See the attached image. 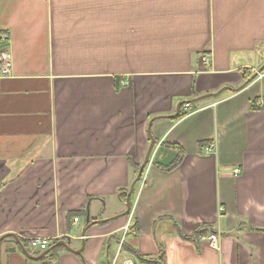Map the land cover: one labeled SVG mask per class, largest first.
I'll return each mask as SVG.
<instances>
[{
  "label": "crops",
  "instance_id": "0c3cea01",
  "mask_svg": "<svg viewBox=\"0 0 264 264\" xmlns=\"http://www.w3.org/2000/svg\"><path fill=\"white\" fill-rule=\"evenodd\" d=\"M0 31V236L84 241L45 264H264V0H0ZM202 223L216 246L176 229Z\"/></svg>",
  "mask_w": 264,
  "mask_h": 264
},
{
  "label": "water",
  "instance_id": "95a60500",
  "mask_svg": "<svg viewBox=\"0 0 264 264\" xmlns=\"http://www.w3.org/2000/svg\"><path fill=\"white\" fill-rule=\"evenodd\" d=\"M264 68V64L255 72V74L251 77L253 78L254 76H256V73L260 72L262 69ZM225 88H228V87H222L221 89H219L218 91L214 92V93H206V94H203V95H199V96H196L194 97L193 99H190L188 101H185V102H195L197 100H200L204 97H208V96H217L223 89ZM183 103V101H181L180 103L177 104L176 106V110L175 112L172 114V115H169V116H176L178 113H179V108H180V105ZM154 120V118H151L150 121H149V124H148V135L150 137V142H149V145H148V148H147V151H146V154L144 156V159L143 161L140 163L139 165V168L137 170V173H136V176L134 177V179L132 180L130 186H129V189L127 191V194H126V197H125V206H126V209L124 211V213H127L129 210H130V195L131 193L133 192V188H134V185L135 183L141 178L142 176V172L144 170V167L146 166V164L148 163V160H149V155H150V152L152 150V147L154 145V138L152 137L151 135V132H150V126H151V122ZM122 213V214H124ZM87 219H88V215H87ZM108 219H100V220H96V221H92V222H89L82 230V235H84L85 233V230L87 228V226L89 224H92V223H96V222H105L107 221ZM8 237H12L14 239V241L17 243V245L20 247V249L22 250V253L30 260H34V261H37V260H40L41 258H43L49 251L51 248L55 247V246H63L65 249L67 250H70L76 254H80L81 253V250L84 246V241L82 240V244H81V247L79 249H72L67 241L63 240V239H59L58 241H56V243L40 252L39 254L35 255V254H31L27 248L22 244L21 240L14 234V233H4L0 236V242L5 239V238H8Z\"/></svg>",
  "mask_w": 264,
  "mask_h": 264
},
{
  "label": "trees",
  "instance_id": "16d2710c",
  "mask_svg": "<svg viewBox=\"0 0 264 264\" xmlns=\"http://www.w3.org/2000/svg\"><path fill=\"white\" fill-rule=\"evenodd\" d=\"M0 32H3V31H0ZM4 32H5V31H4ZM0 69H1V64H0ZM253 104H254V101H253ZM253 104H252V105H253ZM255 107L259 108L260 106L255 102ZM186 114H187L186 111H185V112H179L175 117H179V118H180V117L185 116ZM202 146H203V145H201L200 148H202ZM175 147L178 148L177 146H175ZM181 152H182V151H181V149H180V150H179V156L176 157V158H175V159H174L169 165H166V166L161 167V168H163V169H167V170H170V169L174 168L175 166H177V165L180 163L181 159H182V153H181ZM138 168H139V165H135V166H134V170H135V171H137ZM128 189H129V188H125V189H121V190H119V196L121 197V199H122L123 201H125V197H126V194H127ZM75 213H79V211H78V212L75 211ZM175 224H176V223H175ZM176 229H177L178 234H179L183 239H185V240H189V241H193V242H196L201 236H204V235H207V234H209V233H213V232H214L213 225L210 224V223H202V224L198 225V226L195 227L194 230H193L190 234H188V235H184V234H182V232L180 231V229H179V227H178L177 225H176ZM258 229H259V228H258ZM259 230H261L262 233H263V235H264V227L260 228ZM5 239H10V240L14 241V239H13L12 237H8V238H5ZM60 239H63V240H65V241H67L66 238H65V239H64V238H60ZM3 240H4V239H3ZM58 240H59V239H57L56 241H58ZM56 241H53V242L49 245L48 248L52 247V246L56 243ZM14 242H15V241H14ZM22 243H23V245L27 248V250H28L31 254H35V255H37V254L40 253L39 251H36V250H34L33 248L29 247L28 244H27L25 241H23ZM15 244H16V242H15ZM48 248H47V249H48ZM61 249H63V246H60V245L51 248L50 251H49V252H48L43 258H41L40 260H37V262H39L38 264H45L44 261H45L47 258L53 256V255L55 254V252L58 253V251L61 250ZM128 250H130L131 252L135 253V251H134L132 248H128ZM136 254H137V253H136ZM136 256H137V258H138L140 261H142V262H144V263H146V264H164V263H163V253H161V252L159 253V256H158V257H145V256H142V255H139V254H137ZM27 260L30 261V262H31V261H34V260H30V259H28V258H27Z\"/></svg>",
  "mask_w": 264,
  "mask_h": 264
},
{
  "label": "built area",
  "instance_id": "2783aa9c",
  "mask_svg": "<svg viewBox=\"0 0 264 264\" xmlns=\"http://www.w3.org/2000/svg\"><path fill=\"white\" fill-rule=\"evenodd\" d=\"M8 43V35L6 32H0V64H1V70L4 72H7L11 65L10 55L6 49V45ZM204 61H207V56L201 57ZM259 104H264V101H259ZM189 103H185L184 108L187 110L189 107ZM188 113V111H186ZM215 147L214 143H210L204 146L203 150L206 152H209L213 150ZM239 169L234 170V173H238ZM222 210V208H219V211ZM75 221H77V218H74ZM201 238L207 239L211 245H217L218 244V237L215 233H209L207 235L201 236ZM52 242L46 238V237H34L30 239L29 246L33 249H36L39 252H42L46 250L49 245ZM125 264H135L133 261H126Z\"/></svg>",
  "mask_w": 264,
  "mask_h": 264
}]
</instances>
